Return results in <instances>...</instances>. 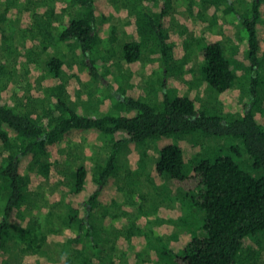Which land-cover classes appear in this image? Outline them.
I'll list each match as a JSON object with an SVG mask.
<instances>
[{
  "label": "trees",
  "instance_id": "16d2710c",
  "mask_svg": "<svg viewBox=\"0 0 264 264\" xmlns=\"http://www.w3.org/2000/svg\"><path fill=\"white\" fill-rule=\"evenodd\" d=\"M65 1H70L72 8L59 25L53 21L59 0H5L0 12L1 22L24 10L26 17L19 28L20 37L32 38L40 46H23L29 64L39 67L45 51L52 50V46L55 48L44 62L48 80L55 81L46 89L54 103L47 104L41 97L38 107H32L29 98L16 102L5 100L0 94V264H7L8 253L4 246L9 237L16 238L15 243L23 255L22 264L52 263L53 256L44 250L47 241H52L51 235L62 238L55 242L58 247L67 249L59 264H118L120 258L113 257L110 251L119 248H123L121 252L130 264H243L248 237L264 232V121L256 114L264 115L263 99L258 92V86L262 85L259 71L264 57L259 55L264 38L257 27L263 0H251L250 9L244 14L236 12L233 0H187V10L196 15L199 22L220 24L218 10L228 20L234 17L239 21L246 43L240 44L233 31L229 36L235 44L230 56L225 54L215 35L194 27L193 35L187 36V28H183L179 33L183 38L181 43L175 40L172 30L168 31L164 24L168 0L157 10L153 8L157 0H111L114 4L119 1L133 24L130 27L133 39L122 47V58L127 67L132 68L130 74L125 71L126 77L131 78L144 47H149L151 58L155 54L160 56L162 67L152 72L157 74V83L153 75H149L153 79L147 80L138 94L132 92L133 88L127 91L121 86L117 89L122 96L115 97L110 92L108 98L113 101V109L107 111L104 106L106 111L101 113L98 105L93 107V113L78 111L81 106L75 108L77 104L69 98L68 85L70 79L75 80L73 88L78 91L74 90L78 98H81V88H76L78 83L85 85L89 79H94L101 87L108 86L101 78L110 74L115 63L112 48L115 26H111L106 37L99 33L102 18L107 15L105 0H101L103 9L99 0ZM197 3L213 11V18L207 21L205 9L197 8ZM4 31L5 49L11 54L16 47L10 41L12 34ZM57 44H66L72 54L75 51L80 56L69 74L71 77L66 72L67 54L57 48ZM195 49L201 56L199 66L203 81L217 92H230L242 75L248 79L246 88L239 90L247 96L234 98L239 111L223 108L212 111L198 104L192 95L168 92L170 76L192 70L188 58ZM0 73L7 74L6 81L0 78L1 92L13 77L12 73L5 72L3 65ZM120 75L126 74L121 72ZM28 84L30 86L29 81ZM21 104L26 109L24 112L20 110ZM87 132L99 134L96 158L92 164L74 167L72 183L65 184V175L59 170L52 171V167L61 163L67 148L72 147L68 142ZM169 135L175 141L162 148L153 163L154 169L157 175L168 177L174 186L183 187L192 209L202 212V217L192 210L197 216L196 229L192 231L188 230L191 223L188 225L185 218L180 220L185 232L191 233L181 249L179 243H176L177 249H171L159 248L157 242L151 257L144 258L142 249L146 242L152 250L149 234L141 233L136 226L128 199L134 195L143 197L136 189L143 171L151 179V173L146 171L147 160L138 165L141 173L130 168L125 170V185L113 186L112 180L123 145L142 146L150 139ZM201 135L226 140L210 145ZM230 141L233 144L228 153L219 154L214 149L221 145L228 147ZM102 148L106 155L100 161ZM236 155L240 159H236ZM250 167L253 173L247 169ZM40 180L56 181L61 187L51 198L52 207L45 216L34 207L40 193L34 190L33 184L37 185ZM189 193L192 194L189 196ZM138 206L133 204L135 208ZM31 208H36L33 214L29 212ZM30 217L31 223L28 222ZM59 225L67 234H57ZM84 238L89 241L92 253L83 245ZM140 242L142 246L132 244ZM104 248L106 254L101 253ZM42 256L49 261L41 260Z\"/></svg>",
  "mask_w": 264,
  "mask_h": 264
},
{
  "label": "rangeland",
  "instance_id": "374dc122",
  "mask_svg": "<svg viewBox=\"0 0 264 264\" xmlns=\"http://www.w3.org/2000/svg\"><path fill=\"white\" fill-rule=\"evenodd\" d=\"M4 1L5 0H0V12H2L4 9ZM112 1L115 2V0ZM112 1L108 0L107 2L105 0V3L108 5V7L104 9L107 15H105V18H102V22L100 23L101 26H99L101 28L99 33L102 35V37H106L109 34L112 25L115 26L114 29L116 39L112 42V48L115 50V63L110 68V74H108L107 77L101 78V80H103L108 86L103 88L99 85V81L94 79H89L85 85H83L84 83H78L76 88H81L79 91L81 93V98H78L77 93L74 92V90H77L73 88L75 85V80L70 79V86L68 85L69 98L78 105H75L76 109L81 106L78 111L82 113H93V107H96V105L100 106V113L106 111L104 106H107V111H109V109H113V106L111 105V102L113 103V101L111 98H108V96L111 95L109 94L110 92L115 97L122 96V94L117 89L119 86H121L126 88L127 91L133 88L132 92L138 94L142 86L147 84V80H151L153 78L155 79V77L157 78V74L152 73L153 70L159 71L162 67L160 56L155 54L154 57L152 56L153 58H151L149 47H144L142 49V55L138 66L132 71V75H130L131 78L129 79V76L126 77L127 73L125 71L128 70L129 72L132 68L129 69L122 58V47L126 41L133 39V32L130 28L133 27V24H130L128 13H126V9L124 7L121 8L119 1H116L115 4ZM163 1L164 0H157L154 3L153 8L155 10L159 9L164 4ZM233 1L235 2L236 12L240 14H244L246 9H250L251 0ZM167 2L168 8H166V19L164 20V24L166 25L168 31L172 30L174 39L178 42L180 41L181 43V40L183 39L181 36H179V33L183 30V28H187L186 34L189 36L194 34V27L202 32L206 31L211 35H215L222 43L227 56L231 55L233 45L235 44L234 39L229 36L233 31L235 32L236 38L240 44L246 43V38L241 36L243 29L241 28L239 21L234 19V17H230V20H228L227 16L218 10L216 14L220 17L218 18L221 22L220 24L216 23L213 25L205 22L202 23L197 21L198 17L196 15L189 13L187 10V0H168ZM21 3L22 2L20 1L19 6H21ZM99 4L101 9H103L104 3L99 0ZM110 4L112 6L114 4V9L112 6H110ZM56 7L58 10L57 14L54 15L53 21L58 22L57 25H59L61 22H63L66 12L72 8V4L70 1L66 2L65 0H59V3L57 2ZM197 8L205 9L206 7L199 4ZM112 9L114 11H111ZM38 10L42 11L43 8H38ZM259 11V26L257 27L260 28L259 33L264 38V0ZM204 12L206 13L207 21L213 18V11L211 12L208 9H205ZM23 17H26V14L24 13V10H20L19 13L17 12L14 16H12V18L8 16L6 21L0 22V66L3 65L5 72L12 73L11 76L13 77L8 81V85L1 89L2 91L0 94L3 99H11L15 100L16 102L18 99L22 101L25 100V98H29L31 101L30 106L33 107L37 106V102L42 100L41 97H43L47 104L51 101L53 102L51 95H48L46 89L48 86L54 85L55 81L52 82V80H48L50 77L44 69V62L53 53L52 50L55 48L52 46V50L47 49L45 51V53L40 57L42 58V62L39 67H36L35 64H29V60L23 52V46L30 44L35 47L40 46L38 45V42L33 41L32 38H27V40H25V37H20L19 28H21ZM11 28L13 33L10 31ZM188 28L190 30H188ZM3 29H5V34H12L10 41L15 45L16 48L12 50L11 54L5 49V43L3 42L2 37ZM38 40L40 41L39 37ZM56 47L67 54V56H65L66 72L68 77H71L69 74L72 73L71 71L76 67L75 65L78 64L80 56L76 54L75 51L72 54L73 51H71L66 44H57ZM197 49L192 51L188 58L190 66H192V70H186L184 74L179 73L175 76H170L171 74L169 75L170 77L167 82V87L169 88L168 92L171 95H177L181 92L186 95H192L198 104H202L212 111H221L222 108L224 111L230 109L239 111V107L236 106V100L234 98L247 96L244 91L239 92V90H242V88L244 90L246 88L248 79L242 75L238 78L230 92H217L208 86L202 79V73L200 72L199 66L201 56L199 55L200 53L198 54ZM243 50H245V47ZM259 56L260 58L264 57V39L260 45ZM178 61L180 62V60H176V62ZM121 72L125 73L126 75L121 76ZM151 74L153 75V78H149V75ZM259 75L262 85L258 86V92L260 99H263L262 106H264V62L262 68L259 71ZM6 76L7 74L0 73V78L2 81L7 80ZM154 81L156 82V79ZM129 86L131 87L129 88ZM148 92L150 96L151 90L149 89ZM20 106V110L24 112L26 110L25 107H23L24 105L21 104ZM256 114L264 121L263 114L259 112H256ZM98 136V133L91 134V132H87L84 135H81L77 140H70L68 142V144L71 143L70 146H72L70 149L67 148L68 155H64L63 161L59 164H56L55 167H52V171L59 170L60 173L65 175V184L72 183V175L75 169L74 167L84 163H87V165L92 164L91 161L96 158L94 156L96 155V151L99 147ZM201 136L203 139L207 140L210 145L222 144L224 142L223 139H225L216 138L213 136ZM188 137L192 138V135H188ZM174 141L175 138L169 135L150 139L142 146H139L135 143L123 145L119 154V161L117 164L118 169L116 170L114 179L112 180L113 186H116L117 184H123L125 182V170L127 168L140 170L139 172L141 173L142 171L138 165H143L147 162L146 166L148 167H146V171L151 173V179L143 171V173H141L138 177L139 182L136 189V191L141 192L143 197L140 199L138 197L136 198L134 195V197H130L131 200L128 199V204L132 205V208H130L129 211L132 213L131 216L135 220L136 226L141 230V233L146 232L149 234V246L152 250L147 247L146 242V246L142 249L144 258L151 257V254L154 250L153 246H155L157 242H159V248L167 246L171 249H177L178 246L176 243H179V249H181L180 246L187 242L191 233L185 232V225L181 224L180 220L186 219L188 221V225L191 223L188 230L192 231V229H196L195 221H197V216L200 218L202 217V212L192 209L190 200L185 197L187 191L183 187L174 186L171 181L168 180V177L157 175L154 169L153 163L158 154H160L162 148L166 144L172 143ZM232 142L233 141H230V145L228 144V147L221 145L215 147L214 149L219 154L228 153L230 146L233 144ZM71 149L72 151H70ZM101 150L102 151H99L101 156V158H99L100 161H102L106 155L103 154L104 149L102 148ZM234 157L236 159H240L237 155ZM145 160L147 161L145 162ZM247 169L253 173L252 167ZM33 185L34 190L40 193L39 197L37 198L36 205H34V202L33 205L42 211V216H45L48 210L52 207L51 203L53 201L51 198L59 192L58 189L61 187H58L56 181L49 182L47 180H40L37 185ZM191 194L192 193H189L188 195L190 196ZM133 204L139 205L141 208L139 206L135 208L133 207ZM36 208H31L29 212L33 214ZM192 210L197 214V216L192 212ZM31 218L32 217H30L28 222L31 221ZM65 233L66 232L64 231V228L59 225L57 234L65 235ZM53 237L55 239H53ZM51 239L52 241H47L45 244L44 250L50 252L54 258L50 264H59L61 256L66 253L67 249H63L61 246L58 247L57 243L55 242L63 240L62 238L51 235ZM15 241L16 238L12 239L9 237V239H7L5 242L4 248L8 253L6 256L7 264H22L23 255L20 250H18ZM88 244L89 241L87 238H84L83 245L88 248L90 253H92V250ZM132 244H134L136 247L139 245L142 246L141 242L138 244ZM106 245L107 244L104 246ZM106 247H108V245ZM122 249L123 248H119L116 251L110 252L113 254V257L120 258L118 264H130L123 256L121 252ZM244 251H246L247 254L244 253L243 264H264V255L260 256V254H264V232H261L254 237H248L247 247L243 250V252ZM101 253L106 254V248L102 249ZM40 259L46 260L45 256H42Z\"/></svg>",
  "mask_w": 264,
  "mask_h": 264
}]
</instances>
